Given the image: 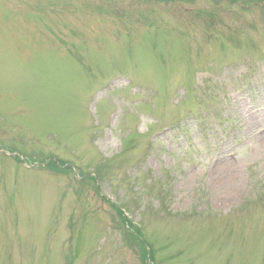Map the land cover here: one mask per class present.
<instances>
[{
  "label": "rangeland",
  "instance_id": "374dc122",
  "mask_svg": "<svg viewBox=\"0 0 264 264\" xmlns=\"http://www.w3.org/2000/svg\"><path fill=\"white\" fill-rule=\"evenodd\" d=\"M130 219L264 264V0H0V264H143Z\"/></svg>",
  "mask_w": 264,
  "mask_h": 264
}]
</instances>
